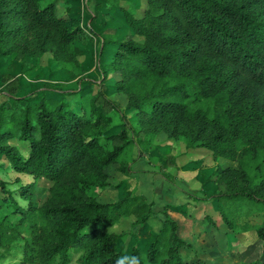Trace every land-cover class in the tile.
<instances>
[{
	"label": "trees",
	"instance_id": "1",
	"mask_svg": "<svg viewBox=\"0 0 264 264\" xmlns=\"http://www.w3.org/2000/svg\"><path fill=\"white\" fill-rule=\"evenodd\" d=\"M119 1L105 0L122 19L97 31L100 55L109 57L98 64L101 78H114L125 110L135 115L132 125L120 114L124 126L114 140L99 141L110 122L104 107H115L100 82L90 80L89 98L76 107L66 98L75 90L59 97L34 88L0 91V155L14 172L50 183L40 205L11 200L19 217L12 225L0 219V246L28 234L18 264H65L69 249H78L77 264H116L121 257L125 264H199L181 254L191 247L167 214L145 249L118 247L123 232L107 227L130 216V229L144 224L150 203L140 193L100 201L87 191L109 186V163L128 172L123 150L132 134H146V142L161 133L182 136L187 148L229 159L233 165L213 170L222 184L215 196L245 199L264 212V0ZM60 9L69 11V0H0V56L31 58L36 66L48 53L81 72L69 45L89 36ZM5 185L0 178V194L8 197ZM31 185L19 188L20 196L28 199ZM255 233L264 240V221Z\"/></svg>",
	"mask_w": 264,
	"mask_h": 264
},
{
	"label": "rangeland",
	"instance_id": "2",
	"mask_svg": "<svg viewBox=\"0 0 264 264\" xmlns=\"http://www.w3.org/2000/svg\"><path fill=\"white\" fill-rule=\"evenodd\" d=\"M143 1L140 0L141 6L144 5ZM69 2L71 9L67 12L60 9L59 12L68 18L70 26L81 27L89 36L85 40H76L69 45L71 51L77 52L81 72L72 67H66L61 62L52 61L48 58V53L43 54L39 60L40 64L36 66L32 65L33 59L31 58L21 62L12 55L0 56V91L8 88L16 95H24L34 88L32 91L34 93L43 90L46 95L59 97L60 91L75 90L74 94L66 98L70 100L73 107H76L80 101L83 102L89 98L93 87L90 80L100 82V87L114 102L115 107L110 105L104 107L105 112L110 115V122L99 136V141L106 143L110 140L111 142L114 138L110 139V136L119 133L124 126L120 114L132 125L135 123L134 112L125 110V94L115 87L114 78L102 80L98 66L99 63L107 61L109 57L107 53L100 55L101 39L97 31H103L105 26L119 22V19H122L120 11L115 5H110L105 0H69ZM119 4L123 5V0H120ZM139 11L138 8L136 14ZM44 83L52 85L56 89L45 88ZM4 98L5 96L0 92V101ZM165 135V133H161L146 142V134H132L131 143L123 150L124 160H129L128 172L126 174L120 172L116 162L109 163L104 167L110 184L103 189L94 188L96 190L93 194L96 199L100 201L116 199L118 196L116 193L114 195V191L118 187L121 192L129 191L127 194L137 191L135 189V180H138L136 176L145 170L141 168L143 165L141 161L139 164H135V168L132 170H130V165L134 159L140 156V153H145L146 157L153 162L154 170L151 172L169 183L170 181L174 182L172 178L177 175L179 169L183 167L190 169L196 165L198 171L204 174L195 183L196 187L192 190L193 192L187 194L194 203L191 204V210H186V212L195 213L196 220L188 218L191 216L188 213L185 240L191 248L183 249L181 252L183 257L198 261L199 264L264 263V240L258 238L255 233V228L264 221L263 210L245 199H226L215 196V193L222 188V184L214 179L213 170L218 166L233 165L234 163L221 156L213 158L210 151L202 146L185 147L182 136L171 139ZM129 172H132L133 176ZM0 178L5 181V187L9 193L8 197L6 194H0V219H3L8 225H12L19 217V213L15 212L11 205V200L22 206H25L29 200L33 205L38 206L48 196L49 181L41 176L34 178L31 175L14 172L1 155ZM189 178L188 175L187 179L179 177V182L175 181L178 185L187 186L186 182ZM139 180L142 179L139 177ZM193 181L195 182V179ZM27 183L32 185L29 198L25 199L20 196L19 188ZM150 191L153 189L151 188ZM149 196L150 194H148ZM146 200L150 203V207L154 208L155 204L156 206L160 204L161 199L152 197L149 200L146 198ZM162 200L169 202L170 199L163 197ZM162 209L157 211L158 214H152L149 221L146 220L144 224L135 225L131 229L129 225L131 216L120 218L107 228L123 232L118 247L129 250L130 246L137 245L145 249L150 239L161 228V221L166 214H163L165 208ZM222 214L233 222L231 227L223 221ZM27 238V232L22 230L10 243L0 246V264H18L22 260L23 244ZM78 252V249H69L68 260L65 264H77Z\"/></svg>",
	"mask_w": 264,
	"mask_h": 264
},
{
	"label": "crops",
	"instance_id": "3",
	"mask_svg": "<svg viewBox=\"0 0 264 264\" xmlns=\"http://www.w3.org/2000/svg\"><path fill=\"white\" fill-rule=\"evenodd\" d=\"M139 161H141V163H143L142 167L143 173L140 175L136 176L135 180L136 184V192L135 193H140L142 195H144L148 200L149 198L155 197V199L160 198V204L158 206H156L153 208V206H151V215L152 214H158L159 209L163 210L162 208H165L163 212L168 214V216H170L176 223V232L178 234V236H180L181 238H183L184 240L186 239V217H188V213L187 211L191 210V204H193L194 202L192 200H190L188 198V193L189 192H193L192 190L194 189L195 183L203 176V172L200 173V171H198V167L193 166V168H181L178 170L177 175L174 176L172 179L174 180V182L170 183L166 182L163 178H158L154 172H151L152 170H154L153 167V162L148 159L145 155V153H140V156L137 157L136 159H134L130 165V170H132L133 168H135V164H139ZM186 172H183L185 171ZM199 172V173H198ZM129 174H132V172H129ZM189 175V179L187 180L185 185H178L176 183L175 180H177L179 182V177H186V179L188 178ZM192 176V177H191ZM140 179L142 180H139ZM195 179V182L193 181ZM142 181V182H141ZM181 184V183H180ZM97 187H92L89 189V193L94 195V191ZM151 188L153 189V191H150ZM121 189L118 187L117 190L114 191V195L116 193V196H118L117 198L123 196L125 193L127 194V192L124 190L123 192L120 191ZM125 192V193H124ZM121 193V194H119ZM148 194H150V196L148 197ZM194 194V193H193ZM95 196V195H94ZM96 197V196H95ZM165 197L166 199H170L169 202H167L166 200L163 201L162 198ZM116 198V199H117ZM115 200V199H113ZM190 214V213H189ZM191 216L188 218H192L191 220H196L195 216L196 214H190ZM149 217L147 218V221H149ZM183 229V230H182Z\"/></svg>",
	"mask_w": 264,
	"mask_h": 264
},
{
	"label": "clouds",
	"instance_id": "4",
	"mask_svg": "<svg viewBox=\"0 0 264 264\" xmlns=\"http://www.w3.org/2000/svg\"><path fill=\"white\" fill-rule=\"evenodd\" d=\"M126 257H121L120 259L117 260L116 264H125Z\"/></svg>",
	"mask_w": 264,
	"mask_h": 264
}]
</instances>
